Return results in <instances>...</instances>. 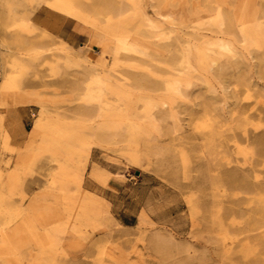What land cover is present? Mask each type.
<instances>
[{
    "label": "rangeland",
    "instance_id": "rangeland-1",
    "mask_svg": "<svg viewBox=\"0 0 264 264\" xmlns=\"http://www.w3.org/2000/svg\"><path fill=\"white\" fill-rule=\"evenodd\" d=\"M53 2L0 0V264H264V0Z\"/></svg>",
    "mask_w": 264,
    "mask_h": 264
},
{
    "label": "bare ground",
    "instance_id": "bare-ground-1",
    "mask_svg": "<svg viewBox=\"0 0 264 264\" xmlns=\"http://www.w3.org/2000/svg\"><path fill=\"white\" fill-rule=\"evenodd\" d=\"M53 6L57 9L61 10V11L68 13V14L75 15V16H78L80 18L85 17L84 13L82 12V9L80 11L76 7L74 0H54ZM162 15L166 18L172 17L171 13H164ZM218 17H219L218 18L219 26L223 25V17L221 15H219ZM127 21H128V18H127ZM127 21H125L124 18L118 20L115 23L116 28L120 32L124 31L125 30L124 27L126 26ZM149 24L151 26L153 25L152 23H149ZM150 30H152V29H150ZM259 33L260 32L257 30V27H254V26L246 28L245 30L241 31V34L243 35V39L247 40L248 42H250L252 44H255L256 42H258L257 36L259 35ZM246 35H247V37H246ZM115 38H117V41H121V37L117 36ZM223 45L225 47L229 48V50L232 49V44L229 41L224 42ZM231 51H233V50H231ZM5 62H4V59L2 61V58L0 56V66L2 64V66H4V69L8 65V62L6 64H5ZM86 122H87L86 120H83L81 122L80 121H72V120L67 121L66 118L61 117V116H57L55 119H53V118H51L50 115L46 114L45 112H42L39 115V118L35 120L34 127H33V134L37 135L41 129L47 130V131H50L52 133H55L60 139H63L64 141H66L67 147L70 148L71 147L70 144H74L75 147L81 148L88 143V138L86 136V133L84 132L85 129L89 128V126H88V124H86ZM196 127L199 129L207 128V122L205 121V119L197 120ZM131 131H132V127L128 126L125 133H129ZM210 134H211V137L209 138V141L212 140L214 135H215V131H214L213 127H210ZM67 150H70V152H72V153L75 152V149H73V148L67 149ZM63 173L65 175V172H63ZM95 210H97V209H95ZM95 210L90 209L88 206H81L79 209V211L83 214L84 217L88 216L89 212H91V211L95 212Z\"/></svg>",
    "mask_w": 264,
    "mask_h": 264
},
{
    "label": "crops",
    "instance_id": "crops-1",
    "mask_svg": "<svg viewBox=\"0 0 264 264\" xmlns=\"http://www.w3.org/2000/svg\"><path fill=\"white\" fill-rule=\"evenodd\" d=\"M10 116H18V117H20V120H21V122H22V124H23V127H24V122L28 119L27 117H28V115H26L24 112H20V111H18L17 110V112H14L13 114H11ZM17 132L18 133H15V139H16V141H21V140H23V135H24V132H23V129H22V127L21 126H19L18 128H17Z\"/></svg>",
    "mask_w": 264,
    "mask_h": 264
}]
</instances>
